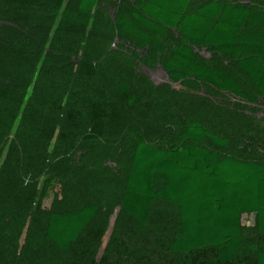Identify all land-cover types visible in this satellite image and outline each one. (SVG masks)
I'll use <instances>...</instances> for the list:
<instances>
[{"label":"trees","instance_id":"16d2710c","mask_svg":"<svg viewBox=\"0 0 264 264\" xmlns=\"http://www.w3.org/2000/svg\"><path fill=\"white\" fill-rule=\"evenodd\" d=\"M69 1L76 14L91 16L100 0H0V9L25 12L0 23V264H152L147 252L126 247L97 259L101 230L93 223L105 204L120 207L146 232L154 203L177 213L179 235L166 243L165 255L208 250L217 264H229L244 251L242 215L254 216L251 229L264 238V11L218 0H133L127 12L116 11L111 25L122 42L119 53L149 69L160 65L174 82L193 80L261 112L244 115L246 125L234 136L192 119H183L163 146L138 136L122 177L102 165L118 167L107 139L113 112L96 93L70 91V83L56 78L45 82L48 68L37 69L57 44L71 52L70 37L87 35L83 24L53 32L50 19ZM172 30L178 41L163 50L159 38ZM193 48L224 55L255 93L227 70L205 65ZM74 73L95 78L97 65L80 61ZM106 86L135 105L125 85ZM235 147L250 158L236 155ZM97 171L101 192L84 202L89 186L81 175ZM254 247L251 264H264V245Z\"/></svg>","mask_w":264,"mask_h":264},{"label":"rangeland","instance_id":"374dc122","mask_svg":"<svg viewBox=\"0 0 264 264\" xmlns=\"http://www.w3.org/2000/svg\"><path fill=\"white\" fill-rule=\"evenodd\" d=\"M232 1L238 2V0ZM132 2L133 0H116V6L112 8L109 0H100L91 16H83L73 11V2L69 1L65 8L56 12L50 19L53 32L62 33L66 28L83 24L86 26L87 35L70 37L69 41L73 46L71 52H66V47L57 44L50 56L40 58L37 64V69L41 66L48 68L46 69L48 73L42 77L45 82H48L49 78H56L63 83V86L70 83L68 88L70 91L80 94L94 92L98 102L102 105L106 104L108 110L113 112L114 122L107 131V139L108 143L114 146L110 151L114 153L118 167L107 161L102 165L115 167L122 177L125 176L128 167L123 159L138 136L157 146L171 143L177 134L178 124L183 119L201 122L218 135L234 136L241 130V126L246 125L242 119L244 115L252 114L256 117L261 114L258 109L249 107L238 98L221 94L193 80L174 82L162 75L154 74L157 68L162 69L160 65L149 69L139 65L125 52L119 53L118 48L122 42L114 34L111 22L117 10L127 12ZM251 6L264 9V4L256 1ZM24 15L25 12L21 10L0 9V23L11 22ZM159 39L163 50H166L174 41L170 36L166 41ZM74 48H78L77 52H74ZM47 51H50L49 47ZM80 61L96 64L97 76L95 78L77 76L74 72L76 64ZM208 65L223 67L222 62L218 60ZM144 69H148L151 74ZM226 69L246 92L255 93L249 81L232 65L227 66ZM109 81L128 87L137 97L135 105L129 107L118 94L107 90L106 85ZM121 138H123L121 143H115L116 139ZM238 151L240 150L235 147L236 155L250 158L245 155L246 151ZM99 174L98 171L82 173L81 177L85 178L89 186L84 202L90 201L96 190L101 192L97 182ZM50 202V199H46L42 208L47 210ZM102 205V210L99 211L93 223L94 229L101 230L97 259L103 254L119 255L122 247H126L147 252V258L152 264H217L214 253L208 250L194 252L187 256L164 254L166 243L179 235L175 208L154 203L148 228L146 232H140L137 225L122 212H119L114 220L111 219L117 207L110 209L105 204ZM252 220L250 215L241 218L242 235L245 240L244 251L229 264H251L255 242L264 245V238L256 236L251 229ZM162 222L166 223L163 228L160 227ZM111 223V231H108ZM107 234L108 237H106ZM104 241L105 248L100 251Z\"/></svg>","mask_w":264,"mask_h":264},{"label":"crops","instance_id":"0c3cea01","mask_svg":"<svg viewBox=\"0 0 264 264\" xmlns=\"http://www.w3.org/2000/svg\"><path fill=\"white\" fill-rule=\"evenodd\" d=\"M218 1H220L222 4H226L227 3V4H233V5H251L254 1L263 4V2H260L258 0H240V1L238 0V2H233L232 0H218ZM204 2H205V0H194V5H201ZM257 9H259V8H257ZM259 10L264 11V9H259ZM169 36L172 37L174 39V41H178V37L174 33V30L171 31V34ZM168 37L162 38L163 41L168 40ZM171 45H172V43H171ZM167 50H168V48L166 49V51ZM192 53L194 55H196V57L199 58L207 66H209L208 63L214 62L215 60H218V61L222 62L223 67H219V68L227 70L226 69L227 66H229V65L233 66V63L231 61H229L224 55H222L220 53H216V52L210 51V50H208V48H193L192 49ZM237 71L239 73H241L239 70H237ZM242 76H243V74H242ZM251 225H252V222H251Z\"/></svg>","mask_w":264,"mask_h":264},{"label":"water","instance_id":"95a60500","mask_svg":"<svg viewBox=\"0 0 264 264\" xmlns=\"http://www.w3.org/2000/svg\"><path fill=\"white\" fill-rule=\"evenodd\" d=\"M144 71H145V72H148L149 74H151L150 71H149L148 69H144ZM158 73H162L163 76H164V78H168V77H167V74L163 71V69H159V68H157L154 74H158ZM152 75H153V74H152ZM120 211H121V208H120V207H117V208H116V211H115V213H114V217H112L111 219L114 220L115 216H117V214H118ZM245 217H247V215H242L241 218L243 219V218H245ZM251 219H254V216H253V215H251ZM242 225H243V224H242ZM111 227H112V223L110 224V227L108 228V231H111ZM108 233H109V232H108ZM106 237H108V234H107ZM105 244H106V242L104 241V243H103V245H102L100 251H103V249L105 248Z\"/></svg>","mask_w":264,"mask_h":264},{"label":"bare ground","instance_id":"6f19581e","mask_svg":"<svg viewBox=\"0 0 264 264\" xmlns=\"http://www.w3.org/2000/svg\"><path fill=\"white\" fill-rule=\"evenodd\" d=\"M158 75H162V76H163V74H162V73H160V74L158 73Z\"/></svg>","mask_w":264,"mask_h":264}]
</instances>
